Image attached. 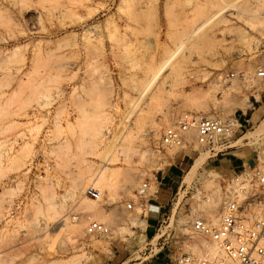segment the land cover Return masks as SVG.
I'll use <instances>...</instances> for the list:
<instances>
[{
  "label": "rangeland",
  "instance_id": "1",
  "mask_svg": "<svg viewBox=\"0 0 264 264\" xmlns=\"http://www.w3.org/2000/svg\"><path fill=\"white\" fill-rule=\"evenodd\" d=\"M258 69L264 0H0V264L211 253L190 222L216 224L230 180L264 170ZM188 112L237 117L244 168L224 175L196 143L161 144ZM174 165L158 218L156 207L125 209L141 182L152 193ZM89 220L109 232L89 235Z\"/></svg>",
  "mask_w": 264,
  "mask_h": 264
},
{
  "label": "built area",
  "instance_id": "2",
  "mask_svg": "<svg viewBox=\"0 0 264 264\" xmlns=\"http://www.w3.org/2000/svg\"><path fill=\"white\" fill-rule=\"evenodd\" d=\"M229 75L234 76V73ZM256 75L264 78V70L258 69ZM240 127L237 117L188 112L173 118L163 130L160 142L180 148L196 143L203 152L209 153L210 159L236 147L234 136ZM44 165L48 167V163ZM230 182L217 223L212 224L202 217L190 222L191 232L210 241L216 254L181 253L174 258L173 264H264V170L253 167L250 176H235ZM154 193L155 190L149 193V181L141 182L134 193L137 201L130 199L125 209L144 211L148 197ZM85 194L93 199L99 197V191L92 186L87 187ZM254 207L257 212L252 211ZM85 230L98 235L109 232L107 225L96 220H89Z\"/></svg>",
  "mask_w": 264,
  "mask_h": 264
},
{
  "label": "crops",
  "instance_id": "3",
  "mask_svg": "<svg viewBox=\"0 0 264 264\" xmlns=\"http://www.w3.org/2000/svg\"><path fill=\"white\" fill-rule=\"evenodd\" d=\"M244 155H240L239 147L230 149L222 154L208 159V164L221 174L231 175L246 164ZM178 166L174 165L166 171L160 173L157 184L155 183L156 193L151 194L147 199V205L150 210L156 207V218L159 216L161 207H163L166 199L174 190L175 176H177ZM156 179V177H155ZM139 264V262L133 263Z\"/></svg>",
  "mask_w": 264,
  "mask_h": 264
},
{
  "label": "bare ground",
  "instance_id": "4",
  "mask_svg": "<svg viewBox=\"0 0 264 264\" xmlns=\"http://www.w3.org/2000/svg\"><path fill=\"white\" fill-rule=\"evenodd\" d=\"M156 134V132L154 131V135ZM215 206V205H214ZM83 220V219H82ZM80 223V222H79ZM78 223V221H76V222H74V225H72L71 224V226H72V228L74 229V231L76 230H80V225H78L79 224ZM83 224V223H82ZM62 225H65L64 223L62 224ZM67 225V224H66ZM69 225V224H68ZM45 227H47L46 225H45ZM71 228V229H72ZM44 230V229H43ZM34 233V232H33ZM46 233V232H45ZM90 235V234H89ZM92 235V234H91ZM49 237V236H48ZM213 247V246H212ZM216 254V251H215V249H214V247H213V251L211 252V253H208V254H204V255H209V256H214ZM197 256V255H196ZM202 256V255H201Z\"/></svg>",
  "mask_w": 264,
  "mask_h": 264
}]
</instances>
